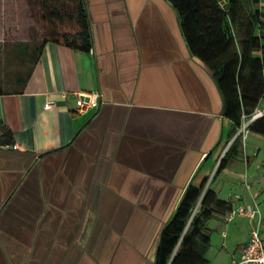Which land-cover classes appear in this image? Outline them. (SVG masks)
I'll return each instance as SVG.
<instances>
[{
	"label": "crops",
	"instance_id": "1",
	"mask_svg": "<svg viewBox=\"0 0 264 264\" xmlns=\"http://www.w3.org/2000/svg\"><path fill=\"white\" fill-rule=\"evenodd\" d=\"M85 2L91 49L47 41L0 93L12 134L0 142V264H153L186 185L205 177L230 209L257 206L264 239V135L247 128L214 173L231 121L170 2ZM90 92L100 106L76 111ZM230 209L206 221L208 264H228L248 239L255 218Z\"/></svg>",
	"mask_w": 264,
	"mask_h": 264
},
{
	"label": "trees",
	"instance_id": "2",
	"mask_svg": "<svg viewBox=\"0 0 264 264\" xmlns=\"http://www.w3.org/2000/svg\"><path fill=\"white\" fill-rule=\"evenodd\" d=\"M30 17L41 30L35 49L47 41L89 51L91 27L85 0H25ZM175 9L190 53L208 68L223 100L222 113L231 121L232 138L219 158V172L235 153L237 129L243 116L254 113L264 99V4L260 0H167ZM10 3L9 0H6ZM18 26V24H16ZM20 27V26H18ZM23 80V76L18 75ZM4 89L0 81V93ZM248 129L264 135V114L253 118ZM11 131L0 125V142L8 143ZM207 177L190 181L168 221L160 230L153 264H208L199 251L210 241L206 221L214 211L230 209L211 188ZM197 209L194 211V207Z\"/></svg>",
	"mask_w": 264,
	"mask_h": 264
},
{
	"label": "rangeland",
	"instance_id": "3",
	"mask_svg": "<svg viewBox=\"0 0 264 264\" xmlns=\"http://www.w3.org/2000/svg\"><path fill=\"white\" fill-rule=\"evenodd\" d=\"M9 2L0 0V81L5 90H13L20 86L18 75L26 74L34 59L35 47L41 39V30L30 17L26 1ZM260 4H264V0H260ZM250 118L251 116L245 118L246 122L249 123ZM240 137L243 140L242 134ZM231 140L232 138H227L222 144L218 160ZM201 248L199 246V251Z\"/></svg>",
	"mask_w": 264,
	"mask_h": 264
},
{
	"label": "built area",
	"instance_id": "4",
	"mask_svg": "<svg viewBox=\"0 0 264 264\" xmlns=\"http://www.w3.org/2000/svg\"><path fill=\"white\" fill-rule=\"evenodd\" d=\"M218 2L221 6L225 4V0H218ZM52 103V100H47L44 103V107H49ZM100 103L98 92L86 93L85 97H77L76 111L83 112L90 107L98 108ZM262 114H264V108L255 109L249 121ZM248 124L249 123L245 120V116H243L240 128L236 132V134H242L243 139L245 138ZM258 214L259 210L255 205H239L235 208H231L227 212V219H232L235 216L255 218L254 223L250 227L247 241L243 244L239 253L230 259L228 264H264V239H262L260 233V219H258Z\"/></svg>",
	"mask_w": 264,
	"mask_h": 264
}]
</instances>
